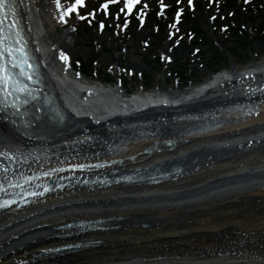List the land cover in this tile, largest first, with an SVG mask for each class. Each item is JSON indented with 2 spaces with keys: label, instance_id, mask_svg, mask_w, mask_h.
Masks as SVG:
<instances>
[{
  "label": "bare ground",
  "instance_id": "obj_1",
  "mask_svg": "<svg viewBox=\"0 0 264 264\" xmlns=\"http://www.w3.org/2000/svg\"><path fill=\"white\" fill-rule=\"evenodd\" d=\"M17 6L66 118L56 123L35 111L26 119L29 135L0 113V184L87 165L62 189L0 211V264H53L29 259L67 240L58 226L98 218H114L105 225L119 228L69 230V241L101 245L71 250L56 264H264V67L218 74L175 98L85 90L51 54L31 0ZM98 161L109 163L89 169ZM176 167L184 171L161 174ZM123 174L136 179L118 183ZM98 177L113 182L80 184Z\"/></svg>",
  "mask_w": 264,
  "mask_h": 264
},
{
  "label": "rangeland",
  "instance_id": "obj_2",
  "mask_svg": "<svg viewBox=\"0 0 264 264\" xmlns=\"http://www.w3.org/2000/svg\"><path fill=\"white\" fill-rule=\"evenodd\" d=\"M33 1L41 16L42 24L45 25V43L51 45L52 48L56 47L54 41H62L68 26H76L74 24L76 17L67 18V13H65L70 0L63 3L61 11L58 12L55 9L58 4H53L52 0ZM90 1L94 2V0ZM202 1L200 0L197 5ZM243 1L230 5H228L229 2L222 3L221 1L212 6L203 4L202 9L192 11L191 21H182L177 28L172 27L170 18L166 15L162 16L165 20L160 21V25L156 26L154 24L157 18L155 11H150L145 28L138 30L137 26H130V31H124L117 35L110 34V32L108 34L105 32L106 30L98 32L95 21L93 24L90 22L86 25L80 24L77 26V30L71 31L67 39L64 40L68 49V52L65 53L69 54L71 59L81 57L87 61L91 60L99 72L107 73L108 69L113 76L114 84L108 88L98 84L102 81L101 75L100 77L98 74L87 75L88 77L82 75L92 85L109 90L113 88L121 94L126 91L140 94L143 87V74L147 73L154 77L151 87L153 94L161 91L182 97L202 85H207L206 83L212 80L217 73L241 75L250 70H257L258 67H264V39L257 36L256 29L249 31L252 21L255 25L256 22L264 20V0H250L249 3ZM148 3L150 7H153L152 0H148ZM160 20L162 19L160 18ZM238 20L243 23L245 30L249 33L250 44L243 45L246 50H242L240 56L236 53L232 56L229 55V60L223 61L224 68L213 73L217 69L213 65L214 56L221 54L222 51V54L226 55V50L234 49V45L241 44L242 39H245L240 34H236L234 37L225 31L226 26ZM179 33L181 36L178 37ZM103 44L106 45L104 49L102 48ZM60 46L63 48V43ZM57 55V53L53 54L59 60V55L58 57ZM155 56L160 59H155ZM166 57L171 61L165 60ZM180 59L182 63H186L189 70L188 81L173 80L172 75L170 78L168 77L172 66ZM72 65L73 62L69 63L70 68ZM140 74L142 75L140 76ZM124 79H126V83ZM121 80H123L122 83Z\"/></svg>",
  "mask_w": 264,
  "mask_h": 264
},
{
  "label": "snow or ice",
  "instance_id": "obj_3",
  "mask_svg": "<svg viewBox=\"0 0 264 264\" xmlns=\"http://www.w3.org/2000/svg\"><path fill=\"white\" fill-rule=\"evenodd\" d=\"M136 2L137 0H127L126 7L129 9V11H131V9L133 8ZM245 2L247 3L248 0H245ZM75 3L82 4L83 0H75ZM189 3H191V0H189ZM4 5H5V0H0V12L3 11ZM69 11H71V9H69ZM9 27L13 28L14 26L10 25ZM11 37H12L11 32H9L8 35L5 34L3 21H0V85L4 86L3 91L7 94H11L8 93V89H7V84L9 83V81L12 82V86L16 92L26 91V87L22 84V82L18 80H12L11 74L6 71L3 63L5 52H7L9 57V63H11L13 67H20L22 70L24 65L27 63L26 59H24L27 53L23 47L22 37L19 36L18 32L15 33L16 46H13L11 43L6 42L10 40ZM17 53H19V56L16 55ZM63 58L64 57L62 56V59ZM21 74L27 75L26 73L23 72V70L21 71ZM28 78L31 79L30 76H28Z\"/></svg>",
  "mask_w": 264,
  "mask_h": 264
}]
</instances>
